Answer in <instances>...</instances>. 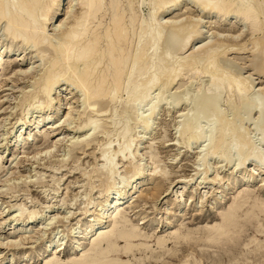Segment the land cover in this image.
Returning <instances> with one entry per match:
<instances>
[{
    "label": "bare ground",
    "instance_id": "6f19581e",
    "mask_svg": "<svg viewBox=\"0 0 264 264\" xmlns=\"http://www.w3.org/2000/svg\"><path fill=\"white\" fill-rule=\"evenodd\" d=\"M59 1L0 0V22H4V32L10 41V44L5 47L6 50L4 49L5 52L10 53L12 51L13 55V49L15 48L13 44L20 42L19 47L21 50L26 51V48L33 47L39 57L36 58L42 60V62L39 61V64H35L37 60L33 59L34 61L30 62L28 66H22L23 68L18 69L20 74H31L33 80L31 82L32 88H29L30 90L26 93L23 92L25 95L21 98L22 103L20 102L22 109L19 117L11 126L15 129L13 133L11 132L12 135L9 141L12 143V147H20L19 144L26 133L31 135L32 130L34 132V128L44 123V120L48 118V114L42 112L30 119L28 114L32 110L31 105L36 100L43 98L45 105L50 109L49 107L54 105V101H52L54 97H51V91L52 89L55 90L57 86L58 91L56 88L57 95L55 97L57 102L61 99L60 89L62 87H59L60 80L64 79L67 82L66 84H73V87L81 91V103L84 108L79 113L80 123L77 125V131L81 132L86 128L88 129H86L83 138L72 142L71 146L78 148L81 154L91 148L95 161L97 158L101 162L97 164L96 161L91 171H85L81 174L88 181L92 178V173L96 172L95 176L102 184L100 193L103 196V201L98 204L99 208L95 209L93 219L90 218L81 223L82 228L79 230V234L73 233V245L66 258L60 257V253L63 252L65 246L61 242L56 243L55 236H53L44 242L41 252L43 259L39 264H133L131 257H135L137 252L154 250L149 243L141 241L149 235L141 234L139 227L130 223L124 216L125 208L123 205L126 201H130L128 203L130 205L138 197L145 200L151 197L155 199L159 196L157 192L161 191L163 185L160 182L159 185L157 184L158 186L152 187L153 191L157 193V195L155 193L156 196H154V193L151 195L149 193L150 197L147 194H142L140 190L139 193L136 192L137 194H135L136 188L143 185L146 178L141 175L144 167H142L139 159L135 161V148L132 147H135L140 140L134 137L132 126H129L126 119L123 118L125 116L123 112L130 111L134 116L135 124L137 123V126L141 125L144 128V133H150L153 129V120L158 116L161 106H167L166 109L171 107L168 102H163L166 98L163 99L162 97V100V95L158 96L155 102L153 101L155 99L151 97L153 87H164L177 78L184 80V75L190 78L201 73L208 74L209 84L207 90L215 91L219 95L225 93L228 98L233 94L238 100L245 99L247 96L249 98V91L251 88L254 89L251 80H244L241 78L243 77L241 74H232V72L224 70L220 65V59L229 50L231 52L232 49L243 51L251 44V56L256 58L261 55L259 58L263 62L254 63V68L256 72L264 73V0H191L202 11L211 10L215 13V16L218 17V21L216 20L215 23L218 26L223 25L222 22L226 20L231 28L238 25V34L226 33L224 35L223 31H217L215 41L206 39L200 22L190 15L183 20L178 19V17L177 19L166 17V13L170 9L176 8L183 2L181 0H69L65 16L57 25H52L53 32L50 33L47 26L53 23V18L58 13ZM144 2L149 4L146 15L139 8L140 4ZM76 4L78 5L77 10L73 8ZM244 30L250 32L248 41L241 44L239 42V44L233 43L232 40L242 34ZM3 43L2 38H0V47ZM2 52L3 50L0 52L1 60H3ZM21 52L16 55L15 59L18 61L23 58L20 56ZM34 54L31 55V58H34ZM63 87L65 86L63 85ZM72 89L70 88L68 92H72ZM258 90H260V94L264 95V87H260ZM159 91L161 93V90ZM200 93L202 94V92ZM205 95L202 97L205 98ZM219 95L216 97L219 98ZM206 97H209V95ZM216 97L210 96L205 100H200L197 97L195 107L198 108L203 105L202 109H197V112L194 110L195 113H189L187 119L185 118L183 122H179V132L187 135H184L186 139L183 143L187 147L191 142L198 143L200 148L197 150V155L198 159H202L201 161H206L208 156L211 157L214 154H220L226 162L234 160V156H237L238 166L254 159L255 165L249 169L248 175L245 173L247 169L241 171L242 168H239V177H242V181L247 182L254 174H260L264 166V154L259 147L260 144H264V103L261 105V101L259 105L262 108L257 110L259 112L256 111L258 118L257 123L254 124L256 127L258 125L263 131L260 141L256 144L257 142L255 141V143L250 139L244 130H240V126H229L224 115L219 111L218 98ZM115 101H119L122 105L120 112L122 114L119 118L116 117L118 112L114 109L115 106L112 107L114 110L111 109V105ZM255 101L254 103H257ZM259 105L258 108H260ZM66 107L64 117H58L56 122L53 123L54 127L49 126L53 130L62 128L75 119V105L67 102ZM255 108L250 105L248 112L256 110ZM39 109L41 110V108ZM57 110L59 111L58 105L55 106L53 111L56 112ZM103 117L106 118L103 120ZM100 119L103 124L99 122ZM121 121L120 127H116ZM202 121H206L205 124H202ZM32 125L35 126L32 127ZM100 126L104 129L101 130V139L97 140L98 137H95V135L97 133L99 135L98 129ZM112 130L117 131L116 135L118 137L114 140L111 139ZM57 140L61 141V139ZM94 141L96 142L94 147L90 146L91 142ZM152 155L153 153H150L151 157H153ZM2 156L3 154H0V159ZM64 160L62 159L60 161L62 165L59 163L57 167L56 165H50L53 171V173L51 172L52 178L57 169L59 170L61 166L66 165ZM120 161L126 164V173L129 172V174L131 173L129 176H134L131 183L134 190L131 188L130 193L115 190L116 179L120 176L118 175ZM206 169L204 170L206 171ZM157 172H160L162 178L167 175L165 169L156 171L155 167L154 173ZM38 174L36 182L42 183V173L39 172ZM160 175L153 176L161 178ZM232 175L236 174H233V172L228 174L227 179H232ZM129 176H123L124 178L120 179L121 189L131 182ZM215 178L211 177V180L214 181ZM55 182L57 181L55 180ZM260 184L259 188H262L264 178H262ZM219 187L220 189L216 192L219 194H216L212 200L216 205L222 201L226 185L222 183ZM93 188L94 183L90 190ZM245 189L244 187L242 189L244 191H239V194H236L237 197L235 196L236 198L224 211L214 213L215 215L211 217V221L214 220L212 221L214 223L211 222L210 225L207 224L194 230L181 229L177 226L178 228L172 232L157 235L155 244L160 249L158 253L152 254V256H155L153 260L157 263L159 261L158 256L161 254L163 256L165 253L172 257L175 255L176 249H179L182 250V255H179L178 258L175 257L177 259L174 260L176 261L175 264H191L188 259L191 251L194 253L193 255H195L198 264L201 263V258L197 256L198 253L210 256L212 264H218L223 258H227L229 264H238V259H236L238 253H242L246 264H264V243H261V240L257 238V236L264 237V222L260 224L259 221L260 214H264V200H259L260 197L259 199L253 197L255 200L251 202L250 190ZM166 190L164 189L163 192ZM208 192L202 193L200 196L201 201L205 200ZM183 195V190L179 191V197L177 196L179 199L178 206L187 204L185 199L181 201ZM89 203H86L83 213H87L89 210ZM24 209V205H16L14 209L16 214L13 219L21 216ZM65 215L60 216V220H64ZM4 216L3 211H0V219L3 221L5 220ZM33 216H35V212L29 211L28 218L31 219ZM58 216L54 215L45 227L39 230L41 231L51 225L56 220L54 218L57 217L58 219ZM255 219L258 224L251 226ZM18 229L23 228L18 227ZM26 236L23 238H28ZM21 238L22 236L19 240L10 238L6 243L0 242V254L4 249L13 252H15L14 250H20L24 246L21 245L23 242V238ZM87 238L90 239L88 246L85 250L81 249L79 242ZM25 241L32 242V240ZM170 244L175 247V250L167 252L170 249ZM201 245L213 248L210 250L208 247H200ZM52 247L53 249H51ZM184 252L185 255H183ZM26 253L22 251L21 254L25 255ZM13 255L14 253H12ZM139 263H141V260Z\"/></svg>",
    "mask_w": 264,
    "mask_h": 264
},
{
    "label": "rangeland",
    "instance_id": "374dc122",
    "mask_svg": "<svg viewBox=\"0 0 264 264\" xmlns=\"http://www.w3.org/2000/svg\"><path fill=\"white\" fill-rule=\"evenodd\" d=\"M68 1L69 0L59 1L58 13L56 17L53 18V23L48 24L47 26L50 33L53 32L52 27L57 25V23L65 16L67 11L66 9L69 5ZM181 1L183 2L179 4L180 6L178 5L176 8L170 9L166 13L167 18L177 19L178 17V19L180 18V20H183L188 15L196 18L204 30V36L206 39L211 41L215 39L217 31H223L224 35H226V33L232 35L238 34V25H234L231 28L227 24L228 21L226 20L222 22L223 25L218 26V24L215 23L216 20L218 21V17H216L215 13L211 12V10L202 11V9L197 6L194 1L191 2V0ZM73 8L77 10L78 5H74ZM139 8L142 9L141 12L146 15L149 9V4L144 2L140 4ZM4 25V22H0V38H2V41L4 42L0 47V52L2 50L4 52H2L3 60L0 59V154H3L0 159V211H3V215H5L4 221L0 219V242L6 243L10 240V238L19 240L21 236L23 238L26 235H28L26 236L28 238H21L23 241L21 245L24 246L20 250L18 249V251L14 250L15 252H13L12 250L4 249L1 253L2 255L0 254V264H9V262L10 264H39L43 259L41 252L42 246H44V242L46 240L55 236V242L58 244L61 242V244L65 246L63 252L60 253V257L66 258V255L71 251L73 245V233L78 235L80 232L79 230L82 228L81 223L86 222L90 218L93 219L95 214L94 212L96 211L95 209H98V204L103 201V196H101L100 193L102 184L97 176H95L96 172L92 173L93 176L90 179L91 181H87L81 173L91 171L96 161L97 164H100L101 162H99L97 158L95 161L91 148L88 147L89 149L85 152L86 154H81V151L78 148L71 146L72 142H76V140L78 141L83 138L84 133H86V129L88 128L82 130L83 132L77 131V125L80 123L79 113H81L82 109H84L81 103L82 95L80 90L73 87V84H66L67 82L64 81V79H61L59 82V87H62L60 89V96L61 99H63H59L58 102L56 100L55 95H57L56 88L58 91L57 86L55 90L52 89L51 91V97H54L52 100L54 101V105L49 107L50 109H48L45 105L43 98L36 100L33 105H31L32 110L28 114L30 119L42 112L43 114H48V118L44 120V123L35 127L34 132L32 130L31 135H27L26 133L24 139L19 144L20 147H12V143L9 141V138L15 128L11 126L20 115L22 109L21 98L25 95L23 92L25 91L24 93H26V91L32 88L31 82L33 80L31 74H20L18 69L28 66V64L34 60H37L35 61V64H39L41 58L38 59L39 57L36 55V50H33V47L26 48V51L21 50L19 47L20 42H15L16 44H13V47H15L13 49V55L12 51L10 53L5 52V47L10 44V41L4 32ZM249 38L250 32L248 30H244V32L238 35L236 39H233L232 42H239L241 44L248 41ZM226 44L228 45L227 42ZM250 47H252L251 44H249L248 48L243 51H235V49H232L233 51L231 52V50H229L224 54V57H221L222 59H220V65H222L224 70L230 73L232 72V74L238 75L239 73V75L241 74V76H243L240 77L244 80H251L254 89L251 88L249 91V98H247V96L245 99L238 100V98L236 99V96L233 94V97L230 95L231 97L229 96L228 98L225 93H221L219 95L218 93L216 94L215 91L207 90V86L209 84L208 74L206 75V73H201L198 76L190 78H187V75H184V80H179L177 78L171 83H167L164 87H153L151 91V97L155 98L153 101L155 102L157 97L162 95L161 99L162 97L163 99L166 98L165 100L162 99L163 102H168L171 107L166 109L167 106H161L158 116L153 120V129L150 133H144V128L141 125L137 126V123L135 124L134 116L130 111H125L127 115L123 112L125 115L123 118L126 119L129 126H132L131 128L133 129L132 133L134 134V137L137 138V140H140L135 147H132L133 149L135 148V161L139 159L142 167H144L143 174L141 175L146 178L145 183L140 186L141 188H136L135 194L139 193V190L142 191V194L144 193L148 196L152 193H154V196H156L157 193L159 194V196L155 199L151 196V198H148L147 200L142 199V197H138L134 202H131L130 205H128L130 201H126L123 205L125 208L124 216L130 221V223L137 225L141 234H144L145 236L147 234L149 235L146 236V239L144 238L145 240L141 241L149 243L154 250L148 252H137L135 257H131L133 264H175L176 261L174 260H177L175 257L178 258L179 255L181 256L182 250L180 251L179 249H176L175 255L172 257L168 256V253L163 254V256L162 254L159 255V261H157V263L153 260L155 256H152V254L158 253L160 249H158L155 244L157 235L160 236L167 234L170 231H174L178 227L181 229L194 230L207 224L210 225L211 222L214 221H211V217L219 211H224L226 207L232 203L233 199L237 197L239 191H244L242 190L244 187L246 188L245 190H250L252 196L250 200L251 202L255 199H259V197V200H264V185L262 188H259L261 180L264 178V166L260 174H254L252 177L253 179L251 178L247 182L242 181V177H239V168H242L241 171H245V169H247L245 173L248 175L249 169L253 168L255 165L254 159L253 161L252 159L246 161L245 164H242L241 166H238L239 163L238 160H236L237 156H234V160L226 162L224 157L220 154H214L211 157L208 156L206 161H201L202 159H198L197 155V150L200 148V146H198L199 144L191 142L187 147V145L184 144V140L186 139L185 136L187 135L180 133V126H178L180 124L179 122H183V119L185 120L186 117L188 118L191 113L197 112V109H202L201 107H203V105L198 108L195 107L197 97H199L198 99L200 100H205L210 96L216 97L219 95V98L216 97L218 98V108L224 115L227 123H229V126H240V130H244L246 135L258 144L263 135V131L258 125L256 127L255 124L257 123L258 118L257 112H259L257 110H261L262 108L259 104L261 101V105L264 103V98H262L264 95L260 94V90H258L260 87H264V73L261 72V74L258 73V71L256 72L254 63L259 64L262 62L259 58L261 55L256 58L251 56L252 50ZM19 52L22 53H20V56L23 57L20 58V61L15 59L17 53ZM33 54L35 56L34 58H31V55ZM40 62H42V60ZM63 85L65 87H63ZM70 88H73L71 90L72 92H68ZM159 90H161V93ZM200 92H202V94ZM254 94L256 98L254 97ZM204 95L205 98L202 97ZM207 95H209V97H206ZM123 96H125V94H123ZM254 99L258 101H255ZM254 101L257 103H254ZM67 102H71L75 105V119L70 121L69 124L67 123L64 125V127L53 130L49 126L54 127L53 123L56 122L58 117H64ZM113 103L111 105V109L115 106L114 109L118 112L116 117L119 118L122 114L120 113L122 105L119 101H115ZM57 105L59 107V111L57 110L58 112H55L53 110ZM163 105L165 104L163 103ZM250 105L252 107H256V110L248 112ZM258 105L260 108H258ZM39 108H41V110ZM194 110L195 112H193ZM149 113L150 111L148 114ZM105 118L106 117H103V120ZM99 122L103 124L101 119ZM205 122L206 121H202L201 123L205 124ZM121 124L122 121L121 123L119 122L116 127H120ZM34 126L35 125H32V127ZM103 129L104 128H101V126L99 127V135L98 133L96 134L97 136L95 135V137H98L97 140L101 139V130L103 131ZM116 132L117 131L112 130L111 139L114 140L118 137ZM57 139H61V141H58ZM95 143V141L93 143L91 142L90 146L94 147ZM259 147L262 149V153L264 154V144H260ZM150 153H153V157L150 156ZM62 159H65L64 161L66 165L61 166L59 170L57 169L54 173V177L52 178L51 174L53 171L50 165H56V167L59 163L62 165L60 162ZM125 167H127L126 164L120 161L118 166V175L120 176L116 179L115 190L128 191L127 193H130V191L134 190L131 186L134 176H129L131 173H126ZM155 167L156 171H163L165 169L167 171V175L162 178L159 174L160 172L154 173ZM204 169H206V171ZM39 172L42 173V183L36 182V176L39 175ZM232 172L233 174H236L232 175L235 177H232L230 180L227 179V175ZM157 174L160 175L161 178H155V176H153ZM127 175L129 176L131 182H129L125 188L121 189L122 185L119 183L120 179L126 177ZM211 177L216 178L212 181ZM55 180L57 182H55ZM225 181L228 182L226 183ZM160 182L161 185H163V188L160 191L161 193H156L153 191L152 187H155L157 184L159 185ZM93 183L94 188L90 190ZM222 183L226 185V189L225 192H223L222 201L218 202L216 205L212 200L216 194H219L216 192H218L220 189L219 186ZM54 189H56V191H54ZM164 189L167 190L163 192ZM182 190L184 195L182 196L181 201H184L185 199L187 204L178 206V195L179 191ZM206 191H209L207 197L205 200L201 201L200 196ZM253 197L255 199H253ZM86 203H89L88 206L90 208L87 213L84 212V214L83 209L85 208ZM18 204L24 205L25 209L21 215L22 217L19 216L13 219V216L16 214L14 209ZM29 211L35 212V216L31 219L28 218ZM64 214H66V218H63L64 220H60L59 217ZM54 215H59L58 219L57 217L54 218L56 220H54L51 225L46 227L47 229L43 228L40 231L39 229L45 227ZM259 218L260 224H263L264 214H260ZM256 224H258V221L255 219L253 220L251 226ZM24 226H26V229ZM18 227L23 229L20 230ZM248 236H246V238H248ZM257 238L261 240V243H264L263 236H257ZM25 240H32V242ZM89 240L90 239L87 238L82 239V241L79 242L81 249L83 248L85 250L88 246ZM169 247L170 249L167 252L175 250V247L172 246V244H170ZM197 247L199 248V246ZM200 247L207 248L208 246L201 245ZM208 248L212 250L211 248L213 247ZM51 249H53V247ZM193 250L195 251V249ZM22 251L27 253L22 255ZM12 253H14L13 256ZM185 254L186 253L184 252L183 255ZM189 254L191 258L188 255V259L191 264H198L196 262L197 259L195 258V255H193L194 253L191 251ZM197 256L201 258L200 264H212L210 256L199 253ZM236 257V259H238V264H246L242 253H238ZM140 260L141 263H139ZM228 262L227 258H223L218 264H229Z\"/></svg>",
    "mask_w": 264,
    "mask_h": 264
}]
</instances>
